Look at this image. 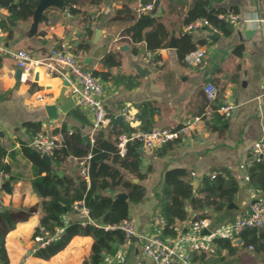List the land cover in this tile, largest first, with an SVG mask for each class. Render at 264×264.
Instances as JSON below:
<instances>
[{
  "label": "crops",
  "instance_id": "crops-1",
  "mask_svg": "<svg viewBox=\"0 0 264 264\" xmlns=\"http://www.w3.org/2000/svg\"><path fill=\"white\" fill-rule=\"evenodd\" d=\"M143 3L63 0L62 5L44 10L39 20L34 15L14 20L9 10L0 6L1 41L12 50L25 49L37 56L54 48L64 49L77 57L85 69L108 74L106 78L96 77L106 85L105 104L113 126L148 130L177 127L201 118L191 135L156 151L139 149L146 177L135 180L145 187L146 195L142 201L129 204L136 234L115 245L112 253L104 252L101 264H154L144 254V240L157 232L163 236L158 194L165 173L176 167L190 171L196 196L204 180L212 179V175L233 177L240 189L223 210L206 208L209 222L201 233L192 228L199 211L189 207L188 218L175 223L177 235L164 239L178 243L181 255L198 258V264H233V257L246 250L241 248L243 240L223 234L221 229L238 219L253 200L264 198V191L246 184L252 147L257 142L264 144V0L214 2V11L224 9L239 17L235 24L229 23L228 33H214L208 28L185 32L184 20L192 0H153L154 10L140 13L138 7ZM70 7H76L77 13ZM144 14L159 17L169 28L171 35L165 48L150 52L144 43H135L125 35L124 31ZM197 48L204 49L205 56L201 63L191 65L186 56ZM113 53L120 64H103L104 57ZM18 72L12 56L0 55V146L6 149L5 161L10 165L8 173L0 174V210L27 215L6 237L7 264H85L92 254L91 236H75L48 260L36 256L39 246L34 236L40 227L42 198L34 181L40 174L22 148L33 147L31 143L39 132L54 137L57 145L73 131H80L83 139L91 138V115L79 107L67 80L38 69L23 84ZM208 83L218 89L215 99L207 97L204 87ZM39 95L46 100L40 101ZM227 102L235 108L225 118L219 109ZM124 107L135 114L133 122L122 115ZM28 123H37L39 132L29 130ZM82 159L70 156L67 164L58 167L51 157L48 163L59 175H80ZM85 179L89 181V176ZM121 193L126 192L108 191L117 197ZM62 218L66 226L84 220L75 211ZM216 238H230L232 245L239 248L236 254L219 251L214 244Z\"/></svg>",
  "mask_w": 264,
  "mask_h": 264
},
{
  "label": "trees",
  "instance_id": "trees-1",
  "mask_svg": "<svg viewBox=\"0 0 264 264\" xmlns=\"http://www.w3.org/2000/svg\"><path fill=\"white\" fill-rule=\"evenodd\" d=\"M220 0H192L187 11L184 24L187 25L196 19L206 17L222 32L230 31V24L220 15L226 13L224 9L213 10V3ZM68 2V1H67ZM143 4L153 0H143ZM39 0H0V6L6 7L14 20H27L32 17ZM71 12L77 13L76 7H70ZM125 35L135 43H144L150 52L165 48L169 43L171 32L159 17L149 14L141 15L138 21L124 31ZM103 64L112 67L120 64L116 56L109 54L104 57ZM95 76L106 78L108 74L94 71ZM27 128L37 134L39 125L28 123ZM108 130V131H107ZM133 129L129 125L113 126L100 130L91 138L81 136L80 131H73L65 135L62 144H58L52 154V161L59 167L67 164L70 156L84 158L88 154L91 158L89 164V181L77 173L75 175H59L55 168L42 157L36 148L24 145L22 150L38 168L40 177L34 181V188L42 198V216L40 227L35 234L44 228L55 232L63 228L60 236L45 247L36 249V256L48 260L64 250L70 241L77 235L91 236L93 238L92 254L89 262L85 264H101L103 253H112L117 244L123 243L124 234L120 229L111 227L118 225L130 216V202H139L145 198V187L138 181L146 177L142 170L141 145L130 141L126 144L124 155L118 147L119 136L130 133ZM7 151L0 146V172L8 173L10 165L5 161ZM43 173H45L43 175ZM246 184L256 190L264 191V164H252L247 169ZM5 189L11 191L8 186ZM240 189L236 179L230 176L218 175L215 178H206L199 195L193 192L192 175L186 168L176 167L165 173L164 183L159 191V214L165 220L163 238L177 235L175 223L177 220L188 218L189 207L199 211L194 221L207 218L206 208L218 212L232 203ZM108 191H124L126 199L108 194ZM84 200L89 208V217L94 221H101V225L92 222L82 225L73 222L66 226L63 216L72 212L73 205ZM27 218L26 214L9 210H0V264L8 263L5 240L8 233L13 230L19 221ZM243 244L241 248L252 250L257 254H264V230L249 228L239 235ZM214 244L217 249L226 250L228 254L235 255L238 247L232 245L230 238H216ZM197 261L198 258H192Z\"/></svg>",
  "mask_w": 264,
  "mask_h": 264
},
{
  "label": "built area",
  "instance_id": "built-area-1",
  "mask_svg": "<svg viewBox=\"0 0 264 264\" xmlns=\"http://www.w3.org/2000/svg\"><path fill=\"white\" fill-rule=\"evenodd\" d=\"M14 1L18 3L21 0ZM154 8V3L141 4L138 7V12L147 13L153 11ZM220 18L230 24H235L239 20L238 15L233 12L222 14ZM202 28H208L214 33H221V30L206 17L196 19L185 25V32H192ZM1 37L2 30L0 28V55H10L15 59L17 68L20 71L19 81L21 83H27L38 69H42L46 75L59 76L68 81L79 107L87 110L91 115V142H94V135L97 132L110 126L112 119L105 104L107 96L106 85L93 72L85 69L77 57L64 49L58 48L52 49L48 54L43 56L33 55L25 49L12 50L2 43ZM204 56L205 50L197 48L187 54L186 62L191 65L199 64L202 62ZM204 90L210 100L217 97L218 89L212 83L206 84ZM38 98L40 101L46 100V97L41 95ZM234 108L235 105L233 103L227 102L219 111L225 118H228ZM122 115L129 123L135 120V114L129 110V107L122 109ZM200 120V117H195L177 127H154L148 130L132 126L133 130L130 133H123L119 136L118 147L120 153L122 155L125 154L126 144L130 141L139 143L141 149L144 151H156L170 142L191 135ZM31 145L41 152L42 157L44 154L51 157L54 149L57 147V141L54 137L39 132L34 137ZM90 158L91 155L88 154L80 162L79 174L83 178H88L89 176L88 160ZM252 164H264L263 142H257L253 145L250 165ZM0 174H3V172H0ZM215 177L216 175L211 176V178ZM73 210L84 218L81 222L82 225L92 222V219L89 217V208L84 200L75 202ZM208 222L207 218L194 221L192 225L193 231L201 233L208 226ZM165 225L166 222L162 219V226L164 227ZM111 228H117L123 232V242H127L136 234L134 220L131 217L125 218L118 225ZM249 228L264 230L263 197L253 200L245 208L243 214L235 221L225 225L221 229V232L231 237H236ZM62 232L63 228H57L55 232L42 228L40 233L34 236V241L39 247H45L57 239ZM143 251L145 256L151 259L154 264H198L197 261H193L191 255H181L178 243L164 239L161 232L145 238Z\"/></svg>",
  "mask_w": 264,
  "mask_h": 264
},
{
  "label": "rangeland",
  "instance_id": "rangeland-1",
  "mask_svg": "<svg viewBox=\"0 0 264 264\" xmlns=\"http://www.w3.org/2000/svg\"><path fill=\"white\" fill-rule=\"evenodd\" d=\"M262 255H257L252 249H246L236 254L233 259V264H264Z\"/></svg>",
  "mask_w": 264,
  "mask_h": 264
},
{
  "label": "water",
  "instance_id": "water-1",
  "mask_svg": "<svg viewBox=\"0 0 264 264\" xmlns=\"http://www.w3.org/2000/svg\"><path fill=\"white\" fill-rule=\"evenodd\" d=\"M62 3H63V0H39L38 6H37L35 13H34L35 19L39 20L41 18L43 11L46 10L48 7L55 6V5L60 6V5H62ZM19 76H20V71L18 72V77ZM140 151H141V149H140ZM43 159H45L47 162H50L51 157L44 154ZM118 197L126 199L127 194L121 193L118 195Z\"/></svg>",
  "mask_w": 264,
  "mask_h": 264
}]
</instances>
